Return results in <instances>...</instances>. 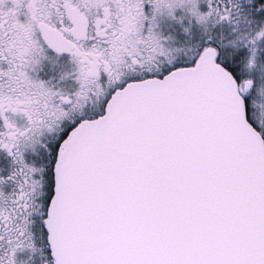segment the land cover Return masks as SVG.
<instances>
[{"label":"snow or ice","instance_id":"1","mask_svg":"<svg viewBox=\"0 0 264 264\" xmlns=\"http://www.w3.org/2000/svg\"><path fill=\"white\" fill-rule=\"evenodd\" d=\"M0 264H264V0H0Z\"/></svg>","mask_w":264,"mask_h":264}]
</instances>
